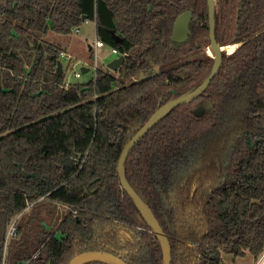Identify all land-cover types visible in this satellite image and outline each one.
<instances>
[{"label":"trees","instance_id":"trees-1","mask_svg":"<svg viewBox=\"0 0 264 264\" xmlns=\"http://www.w3.org/2000/svg\"><path fill=\"white\" fill-rule=\"evenodd\" d=\"M215 2L222 62L211 83L160 116L124 162L126 180L167 236L170 264H223L224 252L256 259L264 248V29L251 35L264 23V0ZM188 9L189 38L172 42L174 21ZM83 16L125 60L117 74L98 67L88 82H67L57 71L63 48L41 34H71ZM210 44L208 0H0V264H70L85 251L165 264L118 162L158 108L193 93L211 73L214 54L190 58ZM226 44L235 47L228 52ZM184 57L138 78L152 69L149 58L162 65ZM204 101L213 110L197 116ZM17 192L31 207L50 200L67 212L54 229L34 232L31 218L17 220L8 251Z\"/></svg>","mask_w":264,"mask_h":264},{"label":"rangeland","instance_id":"rangeland-1","mask_svg":"<svg viewBox=\"0 0 264 264\" xmlns=\"http://www.w3.org/2000/svg\"><path fill=\"white\" fill-rule=\"evenodd\" d=\"M264 29V23L256 27L251 35L258 33ZM250 35V36H251ZM41 38L54 42L61 48H63L66 56H61V62L63 65V71L66 76V81L68 82H88L94 77L95 74V64L99 68L110 70L111 72L117 74V70H112L109 67V63L119 57V54H115L111 50V46L105 44L104 47L98 48L97 54L98 57L95 59V53L92 52L90 46H94L97 39L96 34V23L95 20L86 19L83 21L81 26L78 29H74L71 34H61L53 30L48 31L47 34H41ZM235 45L226 44L225 49L229 52ZM214 54L211 50V47L207 48L205 51L195 52L193 57L198 58L205 57L206 55ZM70 57V58H69ZM189 57H184L179 60H174L172 62L160 65V71L171 68L177 64L182 63L184 60H187ZM152 68L157 65L153 60H150ZM82 67H87L89 70L85 73L82 72ZM151 70V71H150ZM150 73L154 70H147ZM76 72H82L80 77L76 76ZM4 184H7L3 182ZM15 197V206L14 213L12 218L9 221V229L14 222L17 220L26 222L31 218L33 220L32 230H40L41 228L54 229L59 220L67 212V207L59 203H52L50 200H42L38 202L35 206L29 201L23 193L17 192L14 194ZM21 205H25L23 212L25 216L22 218V213L17 212V208ZM16 210V211H15ZM33 215H36L34 217ZM21 222V223H22ZM8 229V230H9ZM25 234V233H24ZM59 235V234H58ZM36 238L37 234L34 235ZM16 237L7 239L9 241V248L13 247L16 244ZM11 255V253L9 252ZM10 257V256H9ZM253 255L247 252L244 256H235L232 253L224 252L222 254V263L223 264H250L253 261Z\"/></svg>","mask_w":264,"mask_h":264},{"label":"water","instance_id":"water-1","mask_svg":"<svg viewBox=\"0 0 264 264\" xmlns=\"http://www.w3.org/2000/svg\"><path fill=\"white\" fill-rule=\"evenodd\" d=\"M215 4H216L215 0H208L210 41H211L210 47H211V50L215 56V64H214V67H213L211 73L206 77V79L203 81V83L193 93H191L185 97H182V98L171 100L168 103H166L165 105L158 108L149 117V119L146 121V123L139 129V131L134 135V137L123 148L121 156L119 158V162H118V174H119L120 181H121L123 187L126 189V191L130 195V197L133 199V201L135 202L137 207L146 215V217L149 220H151V222L153 223V225L156 229V232H157V234L161 240V243H162V246L164 249L165 264L171 263V252L169 249L167 236L164 234L163 229H162L158 219L155 217L154 213L152 212V210L135 193V191L131 188L128 181L126 180L125 173H124V162H125L126 157L129 154V152L131 151V149L147 133V131L150 129V127L153 125V123L160 116H162L169 109H171L172 107H174L178 104L191 102L192 100L197 98L211 83L214 75L216 74V72H217V70H218V68L222 62V54H221L220 45L217 43L216 36H215V24H216V22H215ZM86 19H87V17L83 16V20H86ZM192 19H193L192 10H186L176 17L174 24H173L172 36H171V40L173 42L181 43L184 40H186V38H188V34H190V26H191ZM111 34L116 41L119 40V36L116 34L115 30H111ZM124 60H125V55L121 54L119 57H117L116 59H114L113 61H111L109 63L110 69H112L114 71L119 69V67L122 65ZM88 70L89 69L87 67H82L83 73L87 72ZM152 70H154V72H151V73L149 71H146V72L141 71L138 78L142 79L147 75H152L154 73L159 72L160 71V65H155L152 68ZM57 71L59 74H63V65H62L61 60L58 61ZM212 107H213L212 102H208V103L194 109V113L197 116H200L204 113L205 110H211ZM38 252H39V250H38ZM90 257H106V258H110V259L116 261L118 264H126L120 257H118V256H116L110 252H105V251H85L82 253H78L71 260L70 264H77L80 260L85 259V258H90Z\"/></svg>","mask_w":264,"mask_h":264},{"label":"built area","instance_id":"built-area-1","mask_svg":"<svg viewBox=\"0 0 264 264\" xmlns=\"http://www.w3.org/2000/svg\"><path fill=\"white\" fill-rule=\"evenodd\" d=\"M105 44L106 43L103 40L97 38L96 41H95L94 46H90V49L92 50V52L95 53V59H97V57H98V54H97L98 48L104 47ZM111 50H112L113 53L120 55L119 51L116 48L111 47ZM61 56H66V55H65L64 52H62ZM97 68H98V66H97V64H95V67H94V69H95L94 77L96 76ZM81 74H82V72H76V76L77 77H80ZM16 232H17V225H16V222H14L11 225V227H10V229L8 231L7 239L10 238L11 236L15 235ZM250 264H264V248H263L262 252L259 254V256L256 259H254Z\"/></svg>","mask_w":264,"mask_h":264},{"label":"flooded vegetation","instance_id":"flooded-vegetation-1","mask_svg":"<svg viewBox=\"0 0 264 264\" xmlns=\"http://www.w3.org/2000/svg\"><path fill=\"white\" fill-rule=\"evenodd\" d=\"M188 10H190V9H188ZM192 20H193V19H192ZM191 24H192V22H191ZM190 32H191V26H190ZM209 34H210V26H209ZM189 35H190V34H188V38H189ZM171 36H172V35H171ZM188 38H186V40H187ZM186 40H184V41H186ZM184 41H183V42H184ZM172 42H173V41H172ZM176 43H178V42H176ZM181 43H182V42H181ZM150 60H152V59L149 58V64H150ZM153 62H154V60H153ZM155 64H156V63H155ZM150 65H151V64H150ZM151 67H152V66H151ZM199 96H200V95H199ZM199 96H198V97H199ZM198 97H197V98H198ZM197 98H195V99H197ZM195 99H194V100H195ZM194 100H192V101H194ZM192 101H191V102H192ZM208 102H211V101H204V102L198 104L194 109H196V108H198V107H200V106H202V105H204V104H206V103H208ZM189 103H190V102H189ZM212 104H213V103H212ZM212 110H213V107H212L211 110H205L204 112H206V111H212ZM203 114H204V113H203ZM118 257H119V256H118Z\"/></svg>","mask_w":264,"mask_h":264}]
</instances>
